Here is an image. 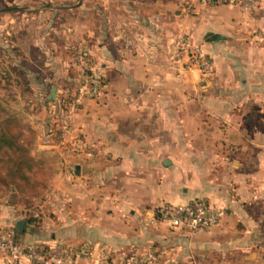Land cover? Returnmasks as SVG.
Returning <instances> with one entry per match:
<instances>
[{"label": "crops", "instance_id": "crops-1", "mask_svg": "<svg viewBox=\"0 0 264 264\" xmlns=\"http://www.w3.org/2000/svg\"><path fill=\"white\" fill-rule=\"evenodd\" d=\"M206 2L89 0L79 8L80 30L104 85L96 99H84L70 132L80 130L93 155H64L65 170L56 174L38 226L3 213L0 225L14 226L24 241L60 237L120 256L178 233L146 227L144 208L202 197L224 210L194 240L201 255L230 254L234 246L243 249L250 238L263 237L264 203L258 197L264 193V0L249 13L237 5L222 10ZM58 8L37 7L9 17L18 29L20 55L31 57L30 42L34 52L48 57V70L27 73L39 93L48 84L57 92L70 78L63 64L51 66L55 48L49 45L47 52L44 43L46 37L52 44L64 40ZM184 33L212 57L214 70L177 84L168 57ZM186 87L194 88L193 104L174 99L175 90ZM4 261L0 251V264Z\"/></svg>", "mask_w": 264, "mask_h": 264}, {"label": "rangeland", "instance_id": "rangeland-1", "mask_svg": "<svg viewBox=\"0 0 264 264\" xmlns=\"http://www.w3.org/2000/svg\"><path fill=\"white\" fill-rule=\"evenodd\" d=\"M77 1L0 0V107H2L0 111L17 119L20 125L18 129L23 130L21 139H25L28 154L37 160L36 164L33 165L32 172H30V181L28 183H23L20 187L12 184H0V213L12 216L13 218L23 216L28 219L32 217L34 218V223L37 221L39 215H41V208L45 207L47 200L49 201L48 195L51 194V188L55 187L56 174L59 170H65L64 155L86 151L89 153V156L93 155L92 143H89L88 147L85 146L87 142H84L85 136L80 130L66 133L69 127L70 130L73 129L72 117L74 115L69 114L67 102L83 83L87 86L98 83L101 90L104 84L102 76L94 72L92 60L94 55L87 47L88 37L80 30L79 19L83 15L82 10L79 8L84 4L88 5L89 0H80L78 4L72 6H60L58 9L61 10L57 12L61 14L59 21L61 26L57 28L59 30L64 28L65 32L62 31L64 40L59 39L58 43L54 41V44H52L47 42L48 37H46L44 41L47 52H49V45H51V48H55L56 53H54L57 55V57H52L54 62L51 66L57 68L59 66L62 67L63 64L62 71L64 70L63 72L70 77L60 83L52 99H48L51 89L49 84L44 88L43 92L40 91L39 93V91L35 92L33 78L32 80L26 79L27 73L33 76L43 70H48L47 64H45L46 67L44 66L45 60L48 57H42L40 53L34 52L33 44L30 42L28 44L29 49H32L30 53L31 57L20 55V46L16 41L18 29L16 26L11 27V23L13 22L9 21V17L17 18L22 12L33 11V8L37 9V7L52 6L57 8L55 4H71ZM212 5L222 10L227 9L229 5L233 6L232 4L222 2L212 3ZM205 53L208 56L206 57L209 63L208 67H198L197 63L194 62V58L196 57H168L171 61L169 70H174V81L177 84H181L183 81H192L191 77L197 79L199 75L201 77H208L210 72L214 70V65L212 57L207 52ZM81 56L89 58V68L85 69L83 67ZM172 64L174 67H170L173 66ZM184 78L186 79L184 80ZM203 83L205 84L201 87H205L206 80ZM183 89L182 92L175 90L173 95L175 101L177 102L179 98H183L184 100L186 99V102L191 101L193 104V98H195L193 94L194 88L186 87ZM188 89L190 90L187 91ZM100 94L92 97L88 95L83 97L82 102L78 104L77 110L82 108L85 98L96 99ZM173 160L176 161V158ZM69 178H71V175ZM62 179L59 180L60 183L65 180L64 177ZM162 201L164 200L158 203ZM156 205L155 203V205H150L143 209L141 213L143 224L157 231H177L178 233L174 236L179 239H174L175 237L170 236L166 240L167 237H164L162 240H154L151 244L149 242L148 245L141 246L137 252L122 254L120 256L141 254L151 248L154 251V259L149 264H177V262L172 263V259L176 261L177 258L180 264H215L216 262L218 264H264V221L261 222L263 225V237L250 238L242 244L244 246L243 249L234 246V250L230 254L220 253L218 255L206 252L201 255L200 253L203 252L194 249V240L199 239L197 236L199 232L215 224L200 230H188L186 228L172 227L164 221L145 223L147 209H151ZM72 244L79 247V249H86V253L81 254L79 260L87 259L90 264H94L97 256L100 255V249L104 250L93 244ZM177 244H180L181 247H177ZM181 250L184 253L177 255L176 251ZM104 251H106V255L109 257V259L106 258V261L113 257H118L108 250ZM87 252L88 256H86Z\"/></svg>", "mask_w": 264, "mask_h": 264}, {"label": "built area", "instance_id": "built-area-1", "mask_svg": "<svg viewBox=\"0 0 264 264\" xmlns=\"http://www.w3.org/2000/svg\"><path fill=\"white\" fill-rule=\"evenodd\" d=\"M204 1L237 5L242 11L249 13L263 0ZM171 57H196L194 62L197 63L198 67L209 66L206 53L198 45L192 44L189 36L185 33L176 38ZM81 58L83 67L89 68V58L82 56ZM99 87L98 83L91 86L81 84L67 102L69 114L76 112L83 97L87 95L92 97L101 93L102 90ZM69 131L70 127L66 133L68 134ZM258 198L260 202L264 203V193ZM223 210V208L212 207L202 197H194L185 202L162 201L151 209H147L145 223L164 221L172 227L200 230L217 223ZM85 250L79 249V247L59 237H54L45 243L24 241L19 238L17 230L13 226L0 225V251L5 255L4 264H21L23 260L33 264H76L79 256L86 253ZM100 250V255L97 256L94 264H149L154 259V251L151 248L141 254L113 257L108 261H106V258L109 259L106 251ZM86 256H88V252Z\"/></svg>", "mask_w": 264, "mask_h": 264}, {"label": "trees", "instance_id": "trees-1", "mask_svg": "<svg viewBox=\"0 0 264 264\" xmlns=\"http://www.w3.org/2000/svg\"><path fill=\"white\" fill-rule=\"evenodd\" d=\"M2 110V107H0ZM17 119L0 111V184H12L20 187L23 183L30 181V172L36 159L28 154L25 145L23 130ZM34 222V218L26 219ZM36 226L35 223H33ZM14 227V226H13ZM15 228V227H14ZM16 229V228H15ZM17 230V229H16ZM19 236V231L17 230Z\"/></svg>", "mask_w": 264, "mask_h": 264}, {"label": "water", "instance_id": "water-1", "mask_svg": "<svg viewBox=\"0 0 264 264\" xmlns=\"http://www.w3.org/2000/svg\"><path fill=\"white\" fill-rule=\"evenodd\" d=\"M80 2V0H78L76 3H71V4H55V6H61V7H65V6H72V5H75V4H78ZM205 83H203L202 85H204ZM55 91H56V87L53 85L50 89V93H49V96H48V99H52L54 94H55ZM17 227L20 231L23 230V221H19L17 223Z\"/></svg>", "mask_w": 264, "mask_h": 264}]
</instances>
